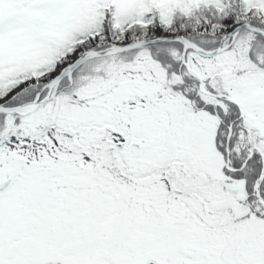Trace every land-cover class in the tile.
Listing matches in <instances>:
<instances>
[{
    "label": "snow or ice",
    "instance_id": "1",
    "mask_svg": "<svg viewBox=\"0 0 264 264\" xmlns=\"http://www.w3.org/2000/svg\"><path fill=\"white\" fill-rule=\"evenodd\" d=\"M0 264H264V0H0Z\"/></svg>",
    "mask_w": 264,
    "mask_h": 264
}]
</instances>
